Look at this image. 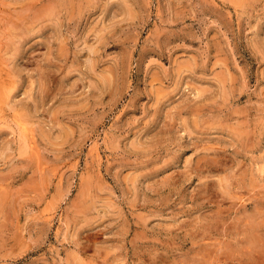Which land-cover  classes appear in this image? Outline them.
I'll list each match as a JSON object with an SVG mask.
<instances>
[{
    "label": "rangeland",
    "instance_id": "obj_1",
    "mask_svg": "<svg viewBox=\"0 0 264 264\" xmlns=\"http://www.w3.org/2000/svg\"><path fill=\"white\" fill-rule=\"evenodd\" d=\"M0 264H264V0H0Z\"/></svg>",
    "mask_w": 264,
    "mask_h": 264
}]
</instances>
